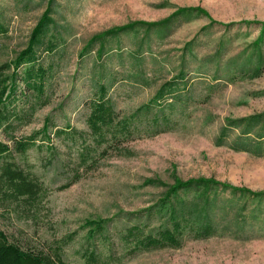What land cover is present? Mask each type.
<instances>
[{"label": "rangeland", "instance_id": "1", "mask_svg": "<svg viewBox=\"0 0 264 264\" xmlns=\"http://www.w3.org/2000/svg\"><path fill=\"white\" fill-rule=\"evenodd\" d=\"M48 6L54 23L47 37L55 44L38 53L49 78L40 98L16 103L29 115L14 135L40 130L47 117L50 139L40 133L26 153L12 154L44 191L32 204L0 199V228L36 251L60 242L67 264H87L91 251L98 256L93 264H264V197L252 200L219 187L209 190L208 209L218 226L213 235L157 249L136 248L124 237L133 225L145 222L144 231L157 226V218L146 220L142 210L175 178L211 177L264 190V155L230 147L241 126H231L224 143H216L227 119L264 111V0H0L7 29L0 35V63L26 46ZM195 7L207 15L188 9L164 24L139 23L88 44L110 28L157 22L178 8ZM169 81L175 86L164 102L173 108L164 111L174 120L171 130L101 145L87 138L93 149L86 163L78 156L81 139L72 144L53 133L66 126L88 133L86 117L100 85L120 120ZM0 138L10 144L1 130ZM88 220L107 221L91 237Z\"/></svg>", "mask_w": 264, "mask_h": 264}, {"label": "trees", "instance_id": "2", "mask_svg": "<svg viewBox=\"0 0 264 264\" xmlns=\"http://www.w3.org/2000/svg\"><path fill=\"white\" fill-rule=\"evenodd\" d=\"M188 9L206 14V11L200 7L178 8L168 17L157 22L136 21L110 28L94 35L88 44L93 42L94 39L133 28L139 23L150 26L164 24L172 17ZM53 23L51 8L48 6L34 25L26 46L18 52L13 60L0 63V130L10 140L9 144V142L0 138V199L2 200L15 201L23 199L32 204L44 191L42 182L33 176L31 172L22 168L15 161L12 154L26 153L30 147L35 145V139L40 133L44 135L47 141L50 139L47 133L49 123V118L47 117L44 120L43 127L28 136L17 138L14 135V131L19 127L18 125L27 121L25 118L26 115H29L26 114L23 108H18L16 103L23 98H40L45 92V84L49 78L50 71L42 64L38 49L52 50L55 43H53L52 38L49 39L47 36ZM247 23L259 22L247 21ZM260 24L262 25L261 31H264V21L260 22ZM6 30V27L0 22V35L6 33ZM22 64L25 66L20 71L19 67ZM19 83L22 84V88L18 92ZM174 86L175 83L167 82L150 101L140 105L131 115L117 120L112 103L108 98H105L106 88L104 85H100L99 96L92 102L91 109L86 117L88 133L79 134L71 126L57 128L53 133L57 136H62L65 141H69L72 144L81 139L82 147L78 152V156L80 161L86 163V158L93 149L86 143L87 138L91 137L95 144L101 145L108 143L109 140L117 141L120 139V142H122L143 133L154 135L171 130L173 129L174 120L164 109L168 107L172 110L173 102L165 104L164 101L166 93L171 92ZM155 106L157 110L150 116L149 112ZM33 108L34 106L32 105L30 112L33 111ZM142 111L145 117L143 120L139 114ZM227 122V126L221 129L216 138L217 144L224 143L231 126H241L242 131L232 140L230 147L256 156L264 155V111L238 119H227ZM141 125H143V128H139ZM81 136L82 138H80ZM67 185L65 184L64 187ZM193 187L201 188V191L191 197L182 195ZM212 187L239 193L252 200L264 197V190L254 191L246 187L221 182L211 177L191 178L188 180L175 178L174 183L167 186L163 196L151 206L142 210L146 211V220L152 215L157 218V226L144 231V226L146 225L144 222L127 228L124 235L127 244L133 242L134 247L141 249L178 247L185 237L206 238L216 233L218 226L208 209L210 202L209 190ZM105 221L107 220L86 221L85 223L92 226L88 229L89 236L92 237L96 231H99ZM97 259V254L91 251L86 256V263L93 264ZM0 264L67 263L62 257V244L60 242H53V244L48 245L47 249L36 251L29 247L24 248L17 241L11 240L0 228Z\"/></svg>", "mask_w": 264, "mask_h": 264}]
</instances>
